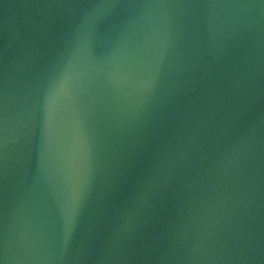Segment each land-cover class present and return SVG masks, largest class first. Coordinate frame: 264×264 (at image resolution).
Instances as JSON below:
<instances>
[{
    "label": "water",
    "instance_id": "obj_1",
    "mask_svg": "<svg viewBox=\"0 0 264 264\" xmlns=\"http://www.w3.org/2000/svg\"><path fill=\"white\" fill-rule=\"evenodd\" d=\"M4 264H264V0H0Z\"/></svg>",
    "mask_w": 264,
    "mask_h": 264
},
{
    "label": "snow or ice",
    "instance_id": "obj_2",
    "mask_svg": "<svg viewBox=\"0 0 264 264\" xmlns=\"http://www.w3.org/2000/svg\"><path fill=\"white\" fill-rule=\"evenodd\" d=\"M0 264H4L3 260H0Z\"/></svg>",
    "mask_w": 264,
    "mask_h": 264
}]
</instances>
